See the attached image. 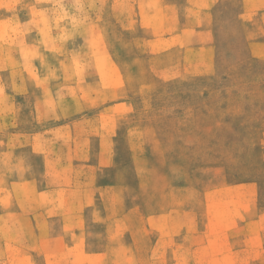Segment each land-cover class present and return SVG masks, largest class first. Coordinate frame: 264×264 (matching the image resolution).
Returning <instances> with one entry per match:
<instances>
[{
	"label": "rangeland",
	"instance_id": "374dc122",
	"mask_svg": "<svg viewBox=\"0 0 264 264\" xmlns=\"http://www.w3.org/2000/svg\"><path fill=\"white\" fill-rule=\"evenodd\" d=\"M0 264H264V0H0Z\"/></svg>",
	"mask_w": 264,
	"mask_h": 264
}]
</instances>
